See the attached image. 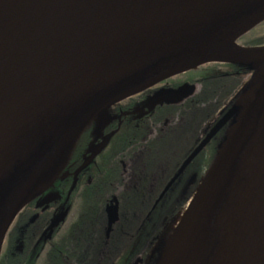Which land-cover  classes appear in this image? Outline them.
<instances>
[{
	"label": "water",
	"instance_id": "95a60500",
	"mask_svg": "<svg viewBox=\"0 0 264 264\" xmlns=\"http://www.w3.org/2000/svg\"><path fill=\"white\" fill-rule=\"evenodd\" d=\"M262 22L264 0H0V259L17 215L54 185L96 116L202 64L237 62L252 69L248 82L184 164L231 120L171 264H264V43L238 42ZM29 157L41 161L16 168Z\"/></svg>",
	"mask_w": 264,
	"mask_h": 264
},
{
	"label": "trees",
	"instance_id": "16d2710c",
	"mask_svg": "<svg viewBox=\"0 0 264 264\" xmlns=\"http://www.w3.org/2000/svg\"><path fill=\"white\" fill-rule=\"evenodd\" d=\"M244 37L238 42L244 45L264 43V36ZM251 73L252 69L242 63H205L174 76L190 83V95L199 86V91L188 97L184 105L162 104L160 107L163 110L157 112L152 94L142 91L102 112V121L99 119L101 114L96 116L78 139L61 176L51 188L20 211L17 222L20 221L15 224L14 234H23L37 223L29 222L32 216L35 217V210L30 206L43 198L48 200L37 209L47 204L58 208L63 202L64 205L61 204L62 208L57 211L66 219L64 211L69 206L72 215L67 217L53 247L44 248L39 256L36 254L41 250L39 247L29 254L24 250L22 238L15 242V239L10 241L8 236L0 264H38L46 256L55 264H73L74 260L81 264H132L135 260H140L139 264H159L178 216L193 195L190 193L183 199L179 190L175 189L179 172L183 170L181 157L186 148L178 155L174 144L181 139L184 142L188 135L191 143L197 139L205 129L204 121L209 122L220 107L234 97L238 98ZM181 106L184 107L181 111L184 119L175 125H168L164 120L168 117L173 120ZM161 122L163 125L156 132ZM116 127V135L83 171L69 194L75 170L92 147ZM227 131L228 126L223 130L214 155L203 172L211 165ZM172 140L175 141L173 144L170 143ZM190 142L188 144L192 145ZM126 168L130 172L127 180ZM64 173L66 175L62 177ZM198 179H195V185ZM112 205L114 207L110 209ZM15 247L19 250L11 253ZM69 251L76 253L70 259L56 255V252Z\"/></svg>",
	"mask_w": 264,
	"mask_h": 264
},
{
	"label": "flooded vegetation",
	"instance_id": "af4514ba",
	"mask_svg": "<svg viewBox=\"0 0 264 264\" xmlns=\"http://www.w3.org/2000/svg\"><path fill=\"white\" fill-rule=\"evenodd\" d=\"M174 76H176V75H174ZM174 76H171V77H169V78H167L161 82H158L157 84H155L152 87L143 91V92H145L144 94H150V93L152 94V96L154 98L153 99L154 110H157V112L159 110H163V108L160 107L162 104L163 105H172V104L176 103V104H180V105L183 104L184 105L188 97L192 96L193 94H196L199 91V88L198 89L195 88V90L190 95L188 93H185V92H187V90L185 89L183 91V93H185V94L182 96L181 95L177 96L175 94L169 95L170 92L178 91V90L182 89L183 87H185L186 85L191 87L189 82L182 81L179 78H176ZM191 89H192V87H191ZM168 91H170V92H168ZM189 93H191V92L189 91ZM186 94H188V95H186ZM175 100H178V101H175ZM203 105L205 106V104H203ZM224 107L225 106L220 107V109H218V110H222ZM183 108H184L183 106L179 107V111L177 112L180 115L178 117L179 120L184 119V117H185V116L181 115V111L183 110ZM225 110H227V108ZM223 113H224V111L222 113L218 114L214 118V120L212 121L211 124H209V125L207 124L208 126H205V129L199 134L198 138L195 139L192 143L188 139L189 135L187 137H185L184 142L181 141L182 139L180 140L181 142L180 141L178 142L179 147H182L181 150L186 148L183 156L181 157V160L184 162V164L189 159V157L193 154L195 149L200 145L202 140L215 127L217 122L222 118ZM201 119H202V117H201ZM176 120L177 119H175V118H173V120H171V118L168 117L164 121L167 122L168 125H175ZM210 121H211V119H210ZM227 124H229V123H227ZM227 124L224 127H222L209 140V142L206 143L204 145V147L192 159H190L188 161V163L186 165H184V164L182 165L183 170H182V172H179V176L177 178V181L175 182V185H176L175 189H177V191L179 190L178 192L180 193V197H182L183 199H185L188 194H190V193H191V195L193 194V190L195 188V179L197 177H201L204 174V172L207 171V170H205L203 172L206 164L212 159V156L214 155V151H215V147L217 145V142H218V140H220L223 130L226 128V126H228ZM162 125H163L162 122L158 124V126L156 128V132H157V129L160 128V126H162ZM119 126H121V123L118 124V128H119ZM118 128L116 127L114 129L110 130L108 133H110L113 130H118ZM108 133H106V134H108ZM115 135H116V133H115ZM112 138H111V140H112ZM189 142L192 145H189L188 144ZM79 178H80V176H79ZM79 178H78V180H79ZM45 200H48V199L43 198V200L41 202L30 206L31 209L35 210V213H34L35 217L32 216L29 219V222L30 223L31 222H37L34 225H38V223L42 221L38 225L39 227L34 229L33 228L34 225H32L30 227V229H27L23 234H20V235L14 234L16 231V228H17L15 224L17 222V218L19 215L18 214L17 217L15 218L13 224L11 225V228L9 229L8 234L6 236V239L9 236L11 239L10 241H13L15 239V242H16V239L18 241L20 238H22V241L24 244V250L27 251L29 254L32 253L33 251H36L37 248L39 247V249H41V250L36 252V254L38 256L41 254V252H43L45 250L44 248H52L53 247L54 240H55L56 236L63 229L64 224L67 221V217H69L70 212H71V208L69 206H66L65 209L68 210V212L66 214L67 215L66 219H63V218L60 219V221L54 227L50 228L49 226H50L53 218H55V216L61 214L59 211H57L58 208H62V205H64V204H63V202H61L58 208L52 207V205L50 206L47 204V206H43L40 209H37V207L42 206L41 204L43 202H45ZM11 230H13L12 233H11ZM6 239H5V241H6ZM4 245H5V242H4ZM3 248H4V246H3ZM42 248H43V250H42ZM15 250H19V248L15 247L14 250L13 249L11 250V253H15L14 252ZM2 252H3V250H2ZM56 253H57L56 255H61V256L67 257L68 259H70L71 256H75V254H76V253L71 252V251H69L67 253L66 252H56ZM139 261L140 260H135L132 264H139Z\"/></svg>",
	"mask_w": 264,
	"mask_h": 264
},
{
	"label": "rangeland",
	"instance_id": "374dc122",
	"mask_svg": "<svg viewBox=\"0 0 264 264\" xmlns=\"http://www.w3.org/2000/svg\"><path fill=\"white\" fill-rule=\"evenodd\" d=\"M245 37H244V39H246V38H248V37H250V38H259V37H262V36H264V24H259V25H257L255 28H253L252 30H250L248 33H246L245 35H244ZM241 44V43H240ZM199 88V86H197V89ZM196 89V90H197ZM235 101V97L228 103V104H226L225 105V107L222 109V110H218V111H216V113L211 117V121H209V122H207V121H204V124H205V126H208L209 124H211L212 123V121L214 120V118L218 115V114H220V113H222L223 111H224V113H223V115L228 111V109L231 107V104L233 103ZM227 108V110H225ZM180 115L177 113L176 114V116H175V119H177L176 121H175V123L176 122H178L179 121V119H178V117H179ZM106 117V116H105ZM103 118H104V115H102L101 114V117L99 118L100 119V121H102L103 120ZM229 124H227L228 125V127L230 126V123H231V120L228 122ZM208 124V125H207ZM173 142H175L174 140H172L170 143L171 144H173ZM179 140H177L176 142H175V147H177V149H178V155H180V154H182L183 152V150H181V148L182 147H179ZM126 173H125V179L127 180V179H129L130 178V172H129V170H128V168H126ZM204 174H205V172H204ZM204 174L201 176V177H199V179H198V182L196 183V185H195V188H194V190H193V194H194V192L197 190V187H198V185L200 184V182H201V180H202V178H203V176H204ZM112 207H114L113 205L111 206V208L110 209H113ZM184 210V209H183ZM183 210H182V212H183ZM182 212H181V214H182ZM180 214V215H181ZM72 215V214H71ZM70 215V216H71ZM180 215L178 216V219L180 218ZM70 218V217H69ZM178 221V220H177ZM153 255V254H152ZM50 260V258H49V256H46L45 257V260H42L40 263H38V264H55V263H53V262H50L49 261ZM65 264H72V263H70V262H67V263H65ZM73 264H81L80 262H78V261H76V260H74L73 261Z\"/></svg>",
	"mask_w": 264,
	"mask_h": 264
},
{
	"label": "bare ground",
	"instance_id": "6f19581e",
	"mask_svg": "<svg viewBox=\"0 0 264 264\" xmlns=\"http://www.w3.org/2000/svg\"><path fill=\"white\" fill-rule=\"evenodd\" d=\"M40 161H41V159L36 160L33 157H29L27 160H25V162L21 161V162L15 163V166L20 171L27 172V171H30L31 169H33L34 167H36L40 163ZM194 198H195V196H193V198H191V200H189L187 207L185 208V210L182 213L181 218L179 219V222L176 226L174 237L171 240L169 249L166 252V255H165V258H164L162 264H171L173 261V257H174L176 247H177L176 244H177V241L181 235L183 226H184L185 221L188 217V214H189V211H190L191 206L193 204Z\"/></svg>",
	"mask_w": 264,
	"mask_h": 264
}]
</instances>
